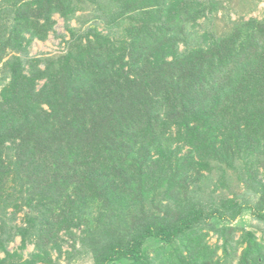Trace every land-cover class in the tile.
<instances>
[{"label":"trees","instance_id":"16d2710c","mask_svg":"<svg viewBox=\"0 0 264 264\" xmlns=\"http://www.w3.org/2000/svg\"><path fill=\"white\" fill-rule=\"evenodd\" d=\"M205 11L0 0V249L35 248L8 264L74 228L65 264H264V19L180 39ZM56 13L63 50L32 54Z\"/></svg>","mask_w":264,"mask_h":264},{"label":"rangeland","instance_id":"374dc122","mask_svg":"<svg viewBox=\"0 0 264 264\" xmlns=\"http://www.w3.org/2000/svg\"><path fill=\"white\" fill-rule=\"evenodd\" d=\"M199 2H203L206 6L205 15H201L191 23L184 24V32L179 36L180 39L192 40L204 32L209 33L213 37L214 34L222 30L226 31L229 20L233 21L239 17H244V19L252 17L258 20L264 19V0H199ZM210 10L213 12H209ZM53 19H55V24L49 31L47 38L44 40L35 39L31 43L30 50L32 54H58L63 50L65 46L62 42L63 35H66L65 39H68L69 36H67L62 17L56 13ZM71 25L77 26L78 24L73 20ZM125 25H128V22ZM180 43V46H182L183 42L180 41ZM42 83V81L39 82L37 87L39 88ZM236 193H243V188H237ZM242 220L248 229H253L249 223H256L247 214L242 217ZM22 222L23 213H18L15 224L20 225ZM72 232L75 234L71 236L65 231L59 233L57 243H59L60 249L55 248L54 245L49 247L52 264H65L66 252L70 251L73 245L78 246V237H81L82 233L76 228ZM257 235L259 239H264V234H261V232H257ZM210 241L214 243L215 239L211 237ZM34 253V243L27 242L23 246L20 237H16L13 242L5 244V247L0 249V259L4 256L6 257L4 262L0 264H8L17 260L23 262ZM89 263V261H86L85 264Z\"/></svg>","mask_w":264,"mask_h":264}]
</instances>
